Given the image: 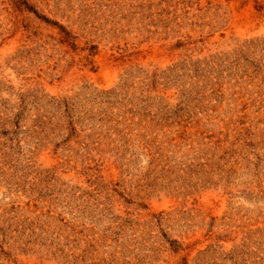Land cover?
Instances as JSON below:
<instances>
[{
  "label": "rangeland",
  "instance_id": "obj_1",
  "mask_svg": "<svg viewBox=\"0 0 264 264\" xmlns=\"http://www.w3.org/2000/svg\"><path fill=\"white\" fill-rule=\"evenodd\" d=\"M0 264H264V0H0Z\"/></svg>",
  "mask_w": 264,
  "mask_h": 264
}]
</instances>
